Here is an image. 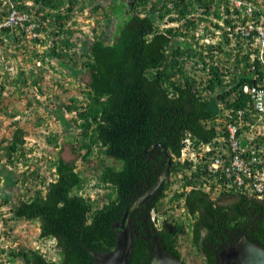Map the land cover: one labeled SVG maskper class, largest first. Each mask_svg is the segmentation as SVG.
Here are the masks:
<instances>
[{
  "label": "trees",
  "instance_id": "1",
  "mask_svg": "<svg viewBox=\"0 0 264 264\" xmlns=\"http://www.w3.org/2000/svg\"><path fill=\"white\" fill-rule=\"evenodd\" d=\"M83 1L81 12L87 7ZM219 1L97 2L92 11L103 9L106 28L86 37L89 41L78 47L80 36L67 21L80 0H0V20L8 15L9 3H15L29 15L26 24L34 23L36 33L28 39L21 26L6 27L0 44L11 39L10 33L15 40L28 39L34 45L54 34L62 35L52 41L51 55L67 73L76 77L88 74V80L81 81L87 87L83 99L73 97L61 103L75 115L71 118L73 128L62 135L51 162L55 178L38 175L43 187L27 198L16 187L4 194L14 218L39 221V236L53 239L60 259H49L37 249H8L9 260L95 264L90 251L108 252L116 245L118 227L114 223L121 221L127 205L155 183L167 164L163 146L170 153L171 167L153 196L131 214L129 263L149 264L158 239L165 253L188 264L180 249V234L190 235L191 245L205 264H219L221 251L242 234L264 248V198L226 191L206 163L183 158L187 141L199 151L226 129L229 114L224 109L247 106L250 96L243 92L244 84L257 85L264 80V65L256 57L251 60V49L244 52L248 47L241 40L235 45L231 33L227 36L230 31L226 28L234 27L236 19L224 16L226 7ZM110 2L122 6L108 9ZM217 18L225 23H215ZM212 26L224 35L207 43L205 37L216 36ZM232 120L238 123L239 117L234 115ZM15 124L6 153L9 161L17 162L19 154L25 156L26 133ZM67 143L72 145L74 158L63 156ZM212 154L207 150L202 156L209 159ZM97 156L119 162H99L96 186L106 190L101 202L82 191L85 179L76 163L77 159L91 162ZM213 189L217 190L215 197ZM167 195L169 203L162 208L160 200ZM181 204L184 219L169 212ZM152 208L162 216L161 221L152 217Z\"/></svg>",
  "mask_w": 264,
  "mask_h": 264
},
{
  "label": "rangeland",
  "instance_id": "2",
  "mask_svg": "<svg viewBox=\"0 0 264 264\" xmlns=\"http://www.w3.org/2000/svg\"><path fill=\"white\" fill-rule=\"evenodd\" d=\"M85 1V11L81 12L79 9L84 2L80 0L67 21L73 25L72 30L76 35L80 36L78 47H83L86 37L97 35L106 28V22L103 20L105 12L103 9L94 12L92 6L107 0ZM260 2L264 3V0ZM114 6L121 7L122 4H107L108 9ZM56 38L60 39L62 35L54 34L46 40L47 42L34 45L31 40H15L12 35L9 41L4 42V49L0 53V88H3L0 95V236L5 238L4 243L7 245V252H4L1 258L8 264H23L18 257L9 260L11 255L8 249L15 252L20 249H37L49 259H60L53 239H43L39 236V221L14 218L11 204L4 203V194L10 193L11 187H16L23 197L27 198L34 189L43 187L39 183L38 175L39 178L44 175L47 180L55 178L51 162L54 161L59 143L63 139L62 135L73 128L71 118L75 115L65 111L61 103L73 97L82 100L86 95L87 87L82 85L81 81H87L88 74L76 77L67 73L61 62L51 55L52 41ZM232 51L231 54H234L235 49ZM15 123L23 127L26 133L25 156L19 154L17 162L9 161L6 153L9 139L16 128ZM54 137H58V140ZM78 144L75 142V145ZM63 149L64 158H74L71 144H65ZM101 161L106 164H119L114 159L102 156L95 157L91 162L76 160L78 171L85 179L82 191L91 199L100 202L106 193L103 187L96 186V175L101 169ZM35 181H38L37 184ZM216 194V189L211 190V195L215 197ZM167 198L169 196L165 199ZM167 204L163 203L165 207ZM170 211L175 213L178 219L185 218V211L180 206H174ZM190 241V235H179L183 258L188 264H205Z\"/></svg>",
  "mask_w": 264,
  "mask_h": 264
},
{
  "label": "built area",
  "instance_id": "3",
  "mask_svg": "<svg viewBox=\"0 0 264 264\" xmlns=\"http://www.w3.org/2000/svg\"><path fill=\"white\" fill-rule=\"evenodd\" d=\"M232 2L237 9L233 13L237 17L235 26L230 27L235 45L241 40L248 47H242L244 52L251 49V60L256 57L264 65V5L251 0ZM8 9V15L0 20V38L4 28L17 25L24 28L26 38L36 35L34 23L26 24L30 17L24 10L16 8L15 3H9ZM3 49L4 44H0V53ZM243 90L250 96L247 106L229 114L224 122L226 129L218 133L214 145H207L206 150L216 151L209 159L200 158L222 189L264 198V80L257 85L245 84ZM234 115L239 117L238 123L233 122ZM189 144L185 149L191 148ZM4 239L0 236V264H8L1 258L7 252Z\"/></svg>",
  "mask_w": 264,
  "mask_h": 264
},
{
  "label": "water",
  "instance_id": "4",
  "mask_svg": "<svg viewBox=\"0 0 264 264\" xmlns=\"http://www.w3.org/2000/svg\"><path fill=\"white\" fill-rule=\"evenodd\" d=\"M163 152L167 164L158 174L155 183L140 196L133 199L127 205L121 221L114 223V226L118 227L116 245L108 252L90 251L94 256L95 264H130L129 256L133 248L131 214L153 195L165 180L172 162L166 146H163ZM149 264H183V261L165 253L157 239L155 252ZM219 264H264V248L242 234L236 241L221 251Z\"/></svg>",
  "mask_w": 264,
  "mask_h": 264
},
{
  "label": "clouds",
  "instance_id": "5",
  "mask_svg": "<svg viewBox=\"0 0 264 264\" xmlns=\"http://www.w3.org/2000/svg\"><path fill=\"white\" fill-rule=\"evenodd\" d=\"M218 2H220L219 0H217ZM229 1V4H227V1H223V0H221V5H224V7H226V9H225V14H224V16H227V17H234L235 19H236V17L233 15V13L235 12V11H237V9L235 8V6H234V4H233V2H232V0H228ZM251 1H255L256 3H258V4H262V5H264V3L263 2H260V0H251ZM30 4V3H29ZM33 5V4H32ZM227 7H229V8H227ZM229 9V10H228ZM223 16V17H224ZM214 17V16H213ZM212 17V15L210 16V18H213ZM215 21V23H219V24H224L225 23V21L223 20V19H221V18H217V19H215L214 20ZM214 28V32L216 33V36L215 37H213V38H210L209 36H207V37H205V39H204V41L205 42H207V43H210L211 41H214V40H217L218 41V39H220V37H223V35H224V33H223V31L220 29V28H217V27H214V26H212V29ZM227 29V31H230V27H227L226 28ZM231 33V31L230 32H228V34H227V36L229 35ZM200 34H203V32L200 30ZM204 34H205V32H204ZM214 38H216V39H214ZM236 52L238 51L237 49L235 50ZM246 73H247V70H246ZM245 85V84H244ZM243 92H244V90H243ZM245 93V92H244ZM236 110H238V109H224V112H226V113H228V114H233V113H235V111ZM215 137L216 136H214V138L211 140V142H208L207 144H204V145H202V147H201V150H199V151H196L195 149L193 150L192 149V147L191 148H189V149H185L186 148V146H188V145H186L184 148H183V158H186V157H188V158H190V159H192L194 162H198V161H202V159L200 158V157H203L202 155L207 151L206 150V148H207V145L208 144H210V143H213L214 142V139H215ZM187 143H189V141H187ZM213 145H214V143H213ZM213 151V153H214V151H216V150H212ZM214 176V175H213Z\"/></svg>",
  "mask_w": 264,
  "mask_h": 264
},
{
  "label": "flooded vegetation",
  "instance_id": "6",
  "mask_svg": "<svg viewBox=\"0 0 264 264\" xmlns=\"http://www.w3.org/2000/svg\"><path fill=\"white\" fill-rule=\"evenodd\" d=\"M170 186H171V185H170ZM171 187H172V186H171ZM154 193H155V192H154ZM152 196H153V195H151L146 201H148ZM167 196H168V195H167ZM167 196H166V197H167ZM166 197H163V198H161V200H160V201H161V203H160V207H162V208H165V206H164V205H165V202H166V203H169V198L165 199ZM152 200H153V198L148 202L147 207H150V203H151ZM164 200H165V201H164ZM146 201H145V202H146ZM145 202H143V203H145ZM163 203H164V205H163ZM142 205H143V204H142ZM142 205H141V206H142ZM167 205H168V204H167ZM167 205H166V206H167ZM163 206H164V207H163ZM183 207H184V206L181 204L180 208H181L182 210H184ZM170 210H171V209H169V212H171ZM151 213H152V217H153L154 219H156V217H157V219H158L159 221L162 220V216H161L160 214H157V210H156V209L152 208V209H151ZM167 222H168V221L165 220L164 224L167 225V224H168Z\"/></svg>",
  "mask_w": 264,
  "mask_h": 264
},
{
  "label": "crops",
  "instance_id": "7",
  "mask_svg": "<svg viewBox=\"0 0 264 264\" xmlns=\"http://www.w3.org/2000/svg\"><path fill=\"white\" fill-rule=\"evenodd\" d=\"M10 36L12 37L11 33H10Z\"/></svg>",
  "mask_w": 264,
  "mask_h": 264
}]
</instances>
